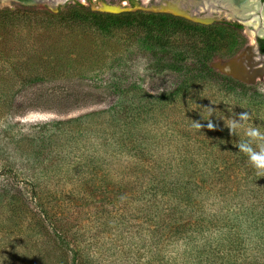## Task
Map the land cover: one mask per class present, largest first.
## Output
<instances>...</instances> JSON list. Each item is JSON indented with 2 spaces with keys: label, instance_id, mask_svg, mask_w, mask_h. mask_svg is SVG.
<instances>
[{
  "label": "rangeland",
  "instance_id": "rangeland-1",
  "mask_svg": "<svg viewBox=\"0 0 264 264\" xmlns=\"http://www.w3.org/2000/svg\"><path fill=\"white\" fill-rule=\"evenodd\" d=\"M35 1L0 0L8 12L0 18V264H69L53 229L70 247L94 246L99 260L97 247L112 242L113 252L129 248L136 263L157 253L188 264L198 228L227 248L225 238L244 226L252 238L235 237L238 260L264 264L248 220L264 209V177L234 146L243 132L231 136L223 124L247 111L264 132V78L239 89L207 77L195 31L135 22L102 32L69 14L77 4L122 13H157L161 5L171 14L166 3L175 1L212 19V0L199 7L198 0ZM252 33L243 26L245 47ZM212 46V59H228L227 41ZM54 90L75 93L56 100L47 96ZM132 106L146 111L134 114ZM209 118L216 130L192 128ZM12 209L21 232L10 228Z\"/></svg>",
  "mask_w": 264,
  "mask_h": 264
},
{
  "label": "trees",
  "instance_id": "trees-1",
  "mask_svg": "<svg viewBox=\"0 0 264 264\" xmlns=\"http://www.w3.org/2000/svg\"><path fill=\"white\" fill-rule=\"evenodd\" d=\"M7 13V11L0 12V18H4ZM69 14L73 19L80 21H89L91 24L99 28L102 32L109 30L113 26L126 27L135 22H138L139 24L144 26L151 25L160 29L169 28L195 31L203 39V44L206 47L204 53L201 56V62L198 63L200 71L209 78H220L236 88L248 89V86H246L245 84L238 82L230 77L224 76L210 67L211 63L217 61V58L212 59L215 56V53H217V47L212 46V43L219 44L220 41H227L228 59L234 57L245 47L244 39L241 38V34L239 33V28L228 29L225 27H213L212 25L207 26L164 13L123 12L120 14H109L100 11H92L89 8H86L79 4L72 6L69 10ZM257 48L260 55L264 56V38L257 40ZM250 87L251 86H249V88ZM74 93L72 92V94H69V92L63 93L61 91L54 90L52 94H49L47 96L55 98L56 100H62L64 98L72 97ZM66 94H69V96H65ZM40 97H44V94L40 93L38 95V98ZM129 109V111H132V113L134 114H140L146 111L145 106H132L129 107ZM117 111H119V113H123L120 110ZM117 143L122 148H125V146H129L128 144L119 140L117 141ZM168 196L171 197V195ZM10 207H13V205L11 204ZM152 207L155 211L158 209L157 206ZM8 220L9 223H12V226L10 227L11 229H15L16 231L19 230L21 232V228L20 226H18L16 213L15 211H13V209L9 211ZM248 220H251L253 224L252 228L255 231L254 235L255 237L257 236L256 238H258V242L260 245L258 251H260L263 256L264 250L262 249H264V209L251 210L250 218ZM0 224L3 225V222L0 221ZM248 225H250V221ZM245 227L246 226L240 227L242 230V235L236 236L237 234H234L235 237L242 236L241 240L252 238L244 237V235H249L245 232ZM232 228L236 230V227H234L233 225L230 226L228 230H231ZM36 236L39 239L45 237L44 232H42V234L36 232ZM235 237L227 236L225 238V244L227 245L226 248V246L221 241V236L218 238L219 242L213 244L212 237L206 236L205 232L201 228H198L195 232V235L193 237H190L188 240V243H190V251H188L187 253V256L190 257V262L188 264H244L243 261L241 262V260H238L237 258L239 253L235 249L240 244L236 242L237 240ZM53 238L57 242V247L61 251H63L64 253L68 252L70 256L69 264H172L164 260L163 257H159L157 253H154L152 257L147 255L145 259L144 257H141L136 263L135 257L133 254H130L131 252L129 251V248L124 247V250L113 252L115 247L112 245V242L110 246H107V248H100L97 247V243L94 244L98 249L97 251L99 252V260L96 254L92 253L91 248H94V246L92 245L87 244L82 247L79 245L70 247L69 237H63L60 233L55 231V229H53ZM120 246H122V244ZM227 249L229 250L226 251ZM149 259H151V261H149Z\"/></svg>",
  "mask_w": 264,
  "mask_h": 264
},
{
  "label": "water",
  "instance_id": "water-1",
  "mask_svg": "<svg viewBox=\"0 0 264 264\" xmlns=\"http://www.w3.org/2000/svg\"><path fill=\"white\" fill-rule=\"evenodd\" d=\"M23 4H34L35 0H19ZM166 5L170 7L171 13L174 16L181 17L190 20L194 23H200L203 25H209L213 19L206 18L200 19L192 16L190 13H186L182 10L181 6L175 1L167 2ZM160 11L157 13L165 12L166 9L160 5ZM104 13L120 14V10L116 7L103 6ZM100 11V12H103ZM169 11V10H167ZM210 67L220 74L230 77L238 82H241L247 86L254 85L257 81L264 78V56L260 55L257 45L254 44L246 46L242 51L236 54L234 57L226 61H217L210 64Z\"/></svg>",
  "mask_w": 264,
  "mask_h": 264
},
{
  "label": "flooded vegetation",
  "instance_id": "flooded-vegetation-1",
  "mask_svg": "<svg viewBox=\"0 0 264 264\" xmlns=\"http://www.w3.org/2000/svg\"><path fill=\"white\" fill-rule=\"evenodd\" d=\"M247 1L248 0H212L210 7L212 6V13L215 14L212 16L213 20L209 26L225 27L228 29L239 28L240 34L243 33V26H246L251 30V33L253 32L252 34L254 37L252 36V43L254 44L255 41L257 45V40L264 38V0H256L258 6L255 10H253L252 6H247ZM201 2V0H198V7L201 5ZM20 3L23 4L22 2ZM182 7L188 9L186 3H184L181 8ZM199 10L200 9L194 11L189 10V12L195 13L199 12Z\"/></svg>",
  "mask_w": 264,
  "mask_h": 264
},
{
  "label": "clouds",
  "instance_id": "clouds-1",
  "mask_svg": "<svg viewBox=\"0 0 264 264\" xmlns=\"http://www.w3.org/2000/svg\"><path fill=\"white\" fill-rule=\"evenodd\" d=\"M208 111L209 117H211L215 107L209 106ZM251 120V114L243 111L227 118L223 121V124L231 136L236 135L238 130L243 132L246 139L236 143L234 146L247 157L248 164L256 171V174L264 177V132L255 124L249 123ZM191 126L196 130L206 127L210 131L216 130L217 127L210 118L207 120L206 125L201 124L200 121H192Z\"/></svg>",
  "mask_w": 264,
  "mask_h": 264
},
{
  "label": "bare ground",
  "instance_id": "bare-ground-1",
  "mask_svg": "<svg viewBox=\"0 0 264 264\" xmlns=\"http://www.w3.org/2000/svg\"><path fill=\"white\" fill-rule=\"evenodd\" d=\"M39 1H42V0H39ZM38 1V2H39ZM44 1V0H43ZM45 1H48V2H50V1H52V0H45ZM56 1H63V0H56ZM247 6H249V7H253V10H255L256 8H257V3H256V0H248L247 1ZM255 33V32H254ZM252 35V34H251ZM252 40V39H251Z\"/></svg>",
  "mask_w": 264,
  "mask_h": 264
}]
</instances>
